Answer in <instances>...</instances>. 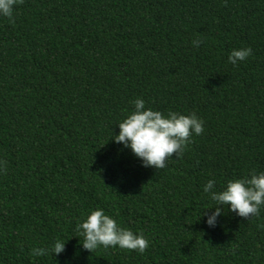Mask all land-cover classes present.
Instances as JSON below:
<instances>
[{"label":"trees","instance_id":"16d2710c","mask_svg":"<svg viewBox=\"0 0 264 264\" xmlns=\"http://www.w3.org/2000/svg\"><path fill=\"white\" fill-rule=\"evenodd\" d=\"M137 98L204 122L162 169L111 140ZM253 171L264 0H22L0 17V264H264V207L225 206L215 227L201 216L209 179L220 190ZM97 208L143 233L145 251L84 250L76 226ZM57 238L61 254L32 255Z\"/></svg>","mask_w":264,"mask_h":264},{"label":"clouds","instance_id":"9594fccd","mask_svg":"<svg viewBox=\"0 0 264 264\" xmlns=\"http://www.w3.org/2000/svg\"><path fill=\"white\" fill-rule=\"evenodd\" d=\"M22 0H0V17L11 20L15 6ZM201 41L193 40V47H199ZM252 54L251 48L233 49L228 55V61L236 65ZM133 110L117 123L119 132L113 134V142L130 149L140 160L143 167L162 169L166 161L175 153L179 157L190 137L203 132V120L195 113L183 115L169 111L166 114L158 110L145 107V101L137 98ZM203 192L208 195L214 206L202 211L208 227H215L217 217L227 210L236 216L249 218L259 215L264 207V172H251L243 178L229 179L216 189V182L209 179L203 185ZM214 209L211 215L208 210ZM201 218V217H200ZM76 231L83 237L80 244L84 250L93 252L98 247H119L120 249L135 250L143 253L148 247V241L143 233L121 227L117 221L105 214L102 208L90 210L81 222L77 223ZM62 239L57 238L50 249L33 248L34 257L61 254L65 249Z\"/></svg>","mask_w":264,"mask_h":264}]
</instances>
